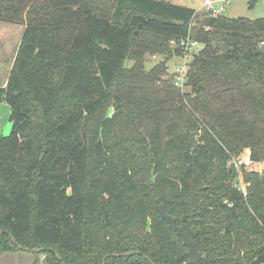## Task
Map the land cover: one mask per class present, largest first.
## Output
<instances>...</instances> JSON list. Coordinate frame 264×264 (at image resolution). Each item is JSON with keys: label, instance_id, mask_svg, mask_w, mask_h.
<instances>
[{"label": "trees", "instance_id": "obj_1", "mask_svg": "<svg viewBox=\"0 0 264 264\" xmlns=\"http://www.w3.org/2000/svg\"><path fill=\"white\" fill-rule=\"evenodd\" d=\"M0 21L24 25L0 86V256L27 253L10 234L56 251L28 252L46 264H264V173L231 164L245 148L264 161V17L0 0ZM187 35L201 45L179 90L167 62Z\"/></svg>", "mask_w": 264, "mask_h": 264}, {"label": "rangeland", "instance_id": "obj_2", "mask_svg": "<svg viewBox=\"0 0 264 264\" xmlns=\"http://www.w3.org/2000/svg\"><path fill=\"white\" fill-rule=\"evenodd\" d=\"M174 4H179L194 8L196 15L201 16L205 11L203 0H165ZM217 5L225 3L224 15L228 17H246L255 19L264 17V0H214ZM24 25L0 21V86L6 82L9 70L14 60V56L19 45ZM147 59L146 68L162 59L160 55L145 54ZM173 58L167 62L169 70L173 67ZM177 62V60H176ZM130 62L128 61L127 64ZM183 90H186L183 89ZM9 105L0 103V136L7 135L10 131ZM250 149L245 148L240 155L233 157L231 164L238 169L244 166L246 170L263 172L264 161L254 162L249 157ZM241 172V171H240ZM240 185L245 190V185L240 179ZM0 264H46L44 255H34L32 253L6 252L0 256Z\"/></svg>", "mask_w": 264, "mask_h": 264}, {"label": "built area", "instance_id": "obj_3", "mask_svg": "<svg viewBox=\"0 0 264 264\" xmlns=\"http://www.w3.org/2000/svg\"><path fill=\"white\" fill-rule=\"evenodd\" d=\"M203 8L209 14L217 16L224 13L225 3L217 5L214 0H203ZM176 45L180 47L181 54L176 57L177 62L176 60L173 62L172 69L169 70L168 67V73L165 77L171 80L174 87L183 90L186 87L187 71L190 62L193 60L201 44L187 35L180 38L178 43L176 42Z\"/></svg>", "mask_w": 264, "mask_h": 264}, {"label": "water", "instance_id": "obj_4", "mask_svg": "<svg viewBox=\"0 0 264 264\" xmlns=\"http://www.w3.org/2000/svg\"><path fill=\"white\" fill-rule=\"evenodd\" d=\"M160 215L163 219H165L171 225V227L174 230V232L176 233V235L182 239V242H183L184 246L186 247V255H187L188 259L190 261H194V260L199 259L201 256V253L197 249L196 242L193 239L189 238L188 234L186 233L183 219H182L181 224L178 225L176 218L167 214L164 211V209H162V208H160ZM2 233H7V231H0V234H2ZM9 237H10L11 241L14 244H16L23 251H26V252H42V251H46V250L52 251L60 259L58 253L56 251L52 250L51 248H45V247L28 248V247L22 246L18 242H16V240L10 234H9ZM128 254H130V253L129 252L115 253V254H112L111 256L118 257V256H124V255H128ZM139 254H141V253H139ZM108 256H110V255L103 256L102 264H105V260Z\"/></svg>", "mask_w": 264, "mask_h": 264}, {"label": "crops", "instance_id": "obj_5", "mask_svg": "<svg viewBox=\"0 0 264 264\" xmlns=\"http://www.w3.org/2000/svg\"><path fill=\"white\" fill-rule=\"evenodd\" d=\"M4 84H5V83H4ZM4 84H3V85H4ZM3 85H1V86H3Z\"/></svg>", "mask_w": 264, "mask_h": 264}]
</instances>
